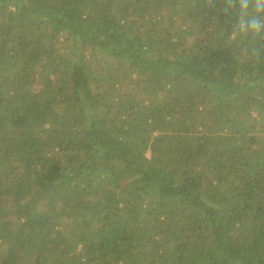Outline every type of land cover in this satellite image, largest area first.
Listing matches in <instances>:
<instances>
[{"label": "trees", "instance_id": "obj_1", "mask_svg": "<svg viewBox=\"0 0 264 264\" xmlns=\"http://www.w3.org/2000/svg\"><path fill=\"white\" fill-rule=\"evenodd\" d=\"M0 264H264V0H0Z\"/></svg>", "mask_w": 264, "mask_h": 264}]
</instances>
